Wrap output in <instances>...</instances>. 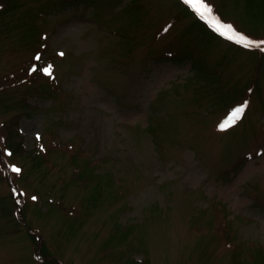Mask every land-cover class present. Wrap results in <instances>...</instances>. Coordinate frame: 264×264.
<instances>
[{
	"label": "rangeland",
	"instance_id": "rangeland-1",
	"mask_svg": "<svg viewBox=\"0 0 264 264\" xmlns=\"http://www.w3.org/2000/svg\"><path fill=\"white\" fill-rule=\"evenodd\" d=\"M205 2L0 0V264H264V0Z\"/></svg>",
	"mask_w": 264,
	"mask_h": 264
},
{
	"label": "snow or ice",
	"instance_id": "snow-or-ice-1",
	"mask_svg": "<svg viewBox=\"0 0 264 264\" xmlns=\"http://www.w3.org/2000/svg\"><path fill=\"white\" fill-rule=\"evenodd\" d=\"M184 2L188 5H198V7L196 8L197 12H200V8H204L205 11H211L210 6L205 2V0H184ZM201 15H203V12H200ZM224 28L231 30L232 29V25L227 24V25H223ZM242 39H246L244 37H242ZM251 43H256L255 41H252ZM260 44H264V41H260ZM61 55H63V53H61ZM37 59H39V57H37ZM45 71L47 72L48 70L45 69ZM249 102L245 101L242 105L236 107L235 109H233L232 113L230 114L229 120L222 123L220 125L221 129H226L228 127H231L232 125H234L237 120L240 118V116L244 113L245 108L248 107ZM16 171H19V169H15ZM33 199H35V197H33Z\"/></svg>",
	"mask_w": 264,
	"mask_h": 264
},
{
	"label": "trees",
	"instance_id": "trees-1",
	"mask_svg": "<svg viewBox=\"0 0 264 264\" xmlns=\"http://www.w3.org/2000/svg\"><path fill=\"white\" fill-rule=\"evenodd\" d=\"M28 105H29V104H28ZM20 145H21V144H20ZM6 177H7L8 179H10V180H11V176H9V175H6ZM15 190H16V191H18L17 189H15ZM15 190H14V191H15ZM14 195H15V193H14ZM21 198H22V197H19V200H21Z\"/></svg>",
	"mask_w": 264,
	"mask_h": 264
}]
</instances>
